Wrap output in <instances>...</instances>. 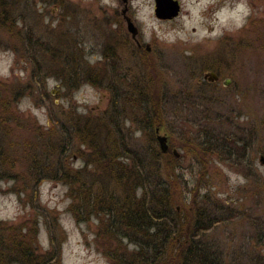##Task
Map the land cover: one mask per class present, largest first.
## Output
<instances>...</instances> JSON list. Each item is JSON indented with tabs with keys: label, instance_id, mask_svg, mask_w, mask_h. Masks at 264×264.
<instances>
[{
	"label": "rangeland",
	"instance_id": "obj_1",
	"mask_svg": "<svg viewBox=\"0 0 264 264\" xmlns=\"http://www.w3.org/2000/svg\"><path fill=\"white\" fill-rule=\"evenodd\" d=\"M120 1L5 0L9 19L17 22L14 28L0 24V83L34 84L36 55L50 95L45 100L28 90L12 115L0 116L7 119L6 144L14 150L21 139L16 154L24 159L15 166L16 181L0 182V222L33 229V247L41 255L56 250L58 264H112L106 251L115 252L116 245L98 236L100 221L92 216L78 222L68 188L59 181L37 178L32 189L34 174L21 149L29 148L26 140L34 142L43 167L54 156L42 153L29 124L50 129L49 139L59 142L50 118L69 125L74 118L99 115L115 95L125 103L118 110L126 146L148 158L150 132L140 128L147 129V111L161 107L164 123L151 133L168 138L170 179L165 167L154 172L170 181L176 207L194 211L200 205L209 217L216 206L225 218L231 213L232 219L204 234L217 258L224 264L264 263V0H176L180 11L170 19L156 17L155 0H127L129 11ZM125 17L133 19L142 51L131 41ZM209 68L220 77L212 86L206 83ZM69 70L76 89L63 85L61 74ZM107 129L113 132L110 125ZM71 150L84 154L87 148L75 138ZM69 154V165L83 166L79 153ZM115 190L122 199V190ZM116 229L126 234L124 226ZM122 241L119 251L124 245L134 251Z\"/></svg>",
	"mask_w": 264,
	"mask_h": 264
},
{
	"label": "trees",
	"instance_id": "obj_2",
	"mask_svg": "<svg viewBox=\"0 0 264 264\" xmlns=\"http://www.w3.org/2000/svg\"><path fill=\"white\" fill-rule=\"evenodd\" d=\"M7 6L5 0H0V24H9L14 28L17 21L9 19ZM27 42L29 43L28 40ZM31 60L34 64L30 79L34 84L27 86L17 82L3 83L4 85L0 83L1 117L12 115L14 105L28 90H37L45 100L49 98L50 93L42 85L44 78L48 77L42 75V62L36 55H33ZM83 71L89 77L95 75L94 71ZM71 74L74 72L65 71L61 74V79L65 88L76 89L74 75ZM133 95L140 96L137 92ZM118 104L125 103H118L116 96L112 95L110 107L104 109V113L74 118L70 120L69 125H61L57 117L50 118L55 124L53 128L56 129L59 142L58 138L49 139L53 137L50 129L44 130L42 126L30 123L32 134L38 137L36 141L41 143L44 149L41 150L42 153L54 156L52 160H44L45 165L41 167L34 142L26 140V147L29 148L21 150L25 152L24 155L29 160V170L34 174L32 189L37 185V178L41 180L40 183L48 180L64 184L68 188L70 212L74 218L78 222H85L95 216L100 221L98 236L116 245L115 252L106 251L112 264H224L213 251L214 246L204 240V234L220 220L229 217L232 219L231 213L225 218L224 209L216 206L213 209L214 216L209 217L204 211L200 212V205L194 211L177 208L170 181L167 183V180L164 181L154 172L155 167H165L167 179H170L168 171L172 166V159L169 152H160L151 133L155 126H162L164 123L165 117L161 107L156 106L154 109L152 106L145 116L147 129L140 128L142 132H150L151 145L148 156L151 157L148 158L145 157L147 155L126 146L129 140H125ZM5 120L6 117L0 118V182L16 181L15 166L24 160L23 156L16 154L20 151L17 149H20L21 139L14 143V150L13 145L8 146L5 142ZM107 125L111 126L113 132L108 131ZM103 127L106 131L104 134L101 131ZM128 132L126 131V135L130 136L131 133ZM75 138L86 145L87 151L84 154L82 150H71ZM69 152L79 153L76 158L82 160L83 166L75 169L69 165L66 160L73 157L67 155ZM115 187L122 190L119 194L122 197L120 200ZM118 226H124L126 234L121 236L116 229ZM22 227L20 223L0 222V264H58L53 236L50 242L55 254L41 255L33 247V229L26 230ZM123 239H127L134 246V251L128 252L125 249L128 245H124L125 248L119 251L123 246Z\"/></svg>",
	"mask_w": 264,
	"mask_h": 264
},
{
	"label": "water",
	"instance_id": "obj_3",
	"mask_svg": "<svg viewBox=\"0 0 264 264\" xmlns=\"http://www.w3.org/2000/svg\"><path fill=\"white\" fill-rule=\"evenodd\" d=\"M180 5L176 0H155V15L160 19H170L176 17L179 14ZM127 22L128 31L133 34L136 33V28L128 17H125ZM206 78L212 79L216 78L215 74L209 73ZM158 148L161 152L166 153L168 151V138L166 136L156 135L155 137ZM261 161L264 163V158L260 157Z\"/></svg>",
	"mask_w": 264,
	"mask_h": 264
},
{
	"label": "flooded vegetation",
	"instance_id": "obj_4",
	"mask_svg": "<svg viewBox=\"0 0 264 264\" xmlns=\"http://www.w3.org/2000/svg\"><path fill=\"white\" fill-rule=\"evenodd\" d=\"M123 2H124V4L125 3H127V0H121L120 2H119V4L121 5V4H123ZM126 7H127V11H129V5H128V3H127V5H125ZM131 18V17H130ZM126 21V20H125ZM131 21H132V23H133V25H134V27L136 28V33L135 34H133L132 32H130V31H128V32H130V39H131V41L134 43V45H135V48H136V50L137 51H142V49H143V42H142V40L141 39H139V32H138V29H137V27L135 26V23H134V21H133V19L131 18ZM127 23V22H126ZM126 28H127V24H126ZM128 34V33H127ZM129 35V34H128ZM145 48L147 49V51L148 52H150L149 51V46L148 45H145ZM110 64V63H109ZM113 65V64H112ZM215 69L216 68H209V70L208 71H206L207 73L206 74H209V73H212V74H215L216 75V78H212V79H209L208 78V80H207V84L209 85V86H212V85H214V84H216L218 81H219V79H220V77L218 76V74L215 72ZM229 83V79H225V80H223L222 81V84L223 85H225V86H227V84ZM169 150V149H168ZM231 156V155H230Z\"/></svg>",
	"mask_w": 264,
	"mask_h": 264
}]
</instances>
